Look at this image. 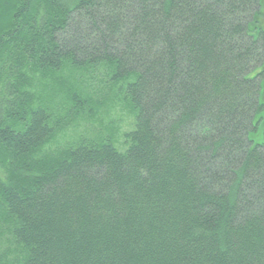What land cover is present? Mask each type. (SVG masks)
<instances>
[{
	"label": "trees",
	"instance_id": "trees-1",
	"mask_svg": "<svg viewBox=\"0 0 264 264\" xmlns=\"http://www.w3.org/2000/svg\"><path fill=\"white\" fill-rule=\"evenodd\" d=\"M263 13L0 0V229L16 249L0 264H264ZM63 72L119 87L125 149L85 135L36 157L88 104L52 106Z\"/></svg>",
	"mask_w": 264,
	"mask_h": 264
},
{
	"label": "rangeland",
	"instance_id": "rangeland-1",
	"mask_svg": "<svg viewBox=\"0 0 264 264\" xmlns=\"http://www.w3.org/2000/svg\"><path fill=\"white\" fill-rule=\"evenodd\" d=\"M262 23H264V13L262 14ZM263 26V25H262ZM61 77L56 81L55 90L52 91L53 107L64 115L65 108L70 105V96L78 94L82 99H85L86 106L78 113L79 116L68 119L69 125L61 133L57 135L54 141L43 148L36 157L43 158L64 150L70 144L76 142L80 136H91L96 140L111 139L120 150L126 148V135L134 128L135 115L132 109L124 100L123 92L118 86H104L97 87V91H93L92 82L81 73H67L63 72ZM71 75L74 78L68 77ZM75 80L79 88L75 84ZM57 84H62V88H58ZM55 86V84L44 87L47 94ZM41 88V86H40ZM46 88V89H45ZM79 91H83L82 96ZM40 92V91H39ZM85 97V98H84ZM65 109V110H64ZM258 142L264 140L262 129L256 134ZM3 231V233H2ZM6 227L0 229V252L3 256L7 255L8 259H14L15 248L10 242L9 235L5 232ZM2 242V243H1Z\"/></svg>",
	"mask_w": 264,
	"mask_h": 264
}]
</instances>
